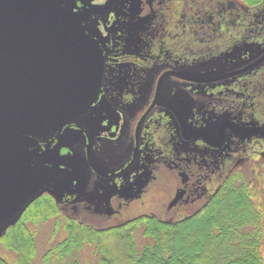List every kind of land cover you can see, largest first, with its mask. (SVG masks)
I'll use <instances>...</instances> for the list:
<instances>
[{"label": "flooded vegetation", "instance_id": "flooded-vegetation-1", "mask_svg": "<svg viewBox=\"0 0 264 264\" xmlns=\"http://www.w3.org/2000/svg\"><path fill=\"white\" fill-rule=\"evenodd\" d=\"M78 1L76 7L80 6ZM222 1L184 0L182 5V0H154L156 4L152 8H222ZM233 1L238 2V8H248L238 0ZM111 8L102 20L108 23L105 29L97 21L98 27L103 28L100 31L104 33L105 30L108 41L100 88V98H105L106 105L97 114L88 113L84 121L69 124L70 128L76 126L80 131L73 148L87 167L84 193L96 188L110 194L111 199L120 189L134 187L144 167H150L162 158L173 159L172 154L188 146H199L223 162L229 161L232 154L230 172H242L257 165L249 164L248 158L245 164L236 165L234 155L246 154L248 142L255 138L264 141V138L242 135L232 128V122L260 126L264 123L259 120L243 122L230 108L246 107V101L236 98H240L241 90L264 91V21L258 23L240 44L218 56L211 58L178 52L176 62L162 66L155 64L158 58L146 51L139 56L138 68L128 70L119 67L120 59L128 57L125 55L127 50L123 49L129 39L134 38L133 34L144 27L140 33L143 37L147 20L144 16L142 20L130 18L131 12L134 13L132 0H122ZM232 8L237 6L232 5ZM166 71L176 74L167 73L158 87V81ZM238 100L242 101L239 105ZM173 108L186 115L187 137ZM160 135L167 141H158L156 138ZM254 152V156L259 153ZM70 201L74 198L66 196L62 203Z\"/></svg>", "mask_w": 264, "mask_h": 264}, {"label": "water", "instance_id": "water-1", "mask_svg": "<svg viewBox=\"0 0 264 264\" xmlns=\"http://www.w3.org/2000/svg\"><path fill=\"white\" fill-rule=\"evenodd\" d=\"M76 1L0 0V237L41 195L62 203L86 189L87 167L73 148L80 131L69 124L106 105L108 41L97 21L122 0ZM167 73L176 74L163 73L158 87ZM173 111L187 137L186 115ZM233 122L264 138V126Z\"/></svg>", "mask_w": 264, "mask_h": 264}, {"label": "rangeland", "instance_id": "rangeland-1", "mask_svg": "<svg viewBox=\"0 0 264 264\" xmlns=\"http://www.w3.org/2000/svg\"><path fill=\"white\" fill-rule=\"evenodd\" d=\"M182 1L184 5L185 2ZM196 1L204 3L207 0ZM155 4L154 0H132L134 13L131 12L130 18L142 20L144 16L147 26L143 37H140V33L144 27L133 34L134 38L129 39L123 49L127 50L125 55L128 57L120 59V68H138L139 59L141 60L139 56H143L146 51L158 58L155 64L162 66L176 62L179 59L178 52L184 55L202 54L212 58L240 44L258 23L264 21V3L250 9L238 8V2L233 0H223L222 8H152ZM232 5L237 8H232ZM245 22L254 24L250 26ZM99 25L104 28L108 23L101 19ZM241 91L238 95H241L240 98H236L246 101L247 105L234 110L230 108L231 112L236 113L243 122L259 120L264 123V91H255L256 98L253 100L250 92ZM240 100L238 105L242 102ZM156 139L167 141L162 135ZM244 146L243 144L242 147ZM245 149L246 154L234 155L236 165L240 162L245 164L247 158L249 164L254 162L263 165V140L253 139ZM253 150L259 152L257 156L253 155L256 153ZM209 153L199 146H188L172 154L173 159L162 158L150 167H144L134 187L127 188L129 190L120 189L111 199L110 194L93 188L77 201L57 203L59 213L47 220L28 221L27 225L34 233L36 243L31 264H99L93 255V244L85 245L80 252L63 258L58 257L56 252L46 257L47 252L66 237L65 224L68 219L103 228L120 225L142 214L172 221L186 217L205 203L232 170V154L229 161L223 162ZM243 172L251 179L254 176V165ZM133 236L135 248L140 251L146 242L142 228L134 230ZM0 256L10 263L16 260V254L2 243Z\"/></svg>", "mask_w": 264, "mask_h": 264}, {"label": "trees", "instance_id": "trees-1", "mask_svg": "<svg viewBox=\"0 0 264 264\" xmlns=\"http://www.w3.org/2000/svg\"><path fill=\"white\" fill-rule=\"evenodd\" d=\"M240 2L247 9L262 4V0ZM255 91H250L252 100ZM262 164L254 166L251 179L243 171L228 173L205 203L182 219L142 214L103 228L68 219L66 237L46 257L56 252L63 258L93 244L99 264H264ZM58 213L57 202L49 194L34 200L0 237V243L16 254L13 263L0 256V264H31L36 243L27 222L47 220ZM139 227L146 242L137 251L133 232Z\"/></svg>", "mask_w": 264, "mask_h": 264}, {"label": "bare ground", "instance_id": "bare-ground-1", "mask_svg": "<svg viewBox=\"0 0 264 264\" xmlns=\"http://www.w3.org/2000/svg\"><path fill=\"white\" fill-rule=\"evenodd\" d=\"M146 113V112H145Z\"/></svg>", "mask_w": 264, "mask_h": 264}]
</instances>
